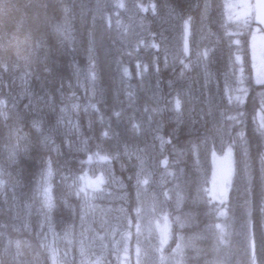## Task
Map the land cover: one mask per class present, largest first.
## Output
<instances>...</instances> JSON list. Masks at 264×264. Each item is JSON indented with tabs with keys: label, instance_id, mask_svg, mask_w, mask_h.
I'll use <instances>...</instances> for the list:
<instances>
[{
	"label": "trees",
	"instance_id": "obj_1",
	"mask_svg": "<svg viewBox=\"0 0 264 264\" xmlns=\"http://www.w3.org/2000/svg\"><path fill=\"white\" fill-rule=\"evenodd\" d=\"M130 1L134 17L147 20L148 48L116 42L96 0H0V264H49V228L61 249L96 223L82 209L77 178L104 151L128 185L133 220L137 158L125 145L156 162L151 187L170 225L157 264H264V82L252 79V13L246 23L229 22L224 0ZM136 63L146 74L136 75ZM239 85L242 94L231 99ZM224 145L234 173L220 215L208 184L210 154Z\"/></svg>",
	"mask_w": 264,
	"mask_h": 264
},
{
	"label": "rangeland",
	"instance_id": "obj_2",
	"mask_svg": "<svg viewBox=\"0 0 264 264\" xmlns=\"http://www.w3.org/2000/svg\"><path fill=\"white\" fill-rule=\"evenodd\" d=\"M96 4L102 10L106 8L105 13H108L110 18L111 35L116 37L117 41L114 38L116 42L122 45H125V42L127 44L141 43L142 47L148 48L150 39L146 31L147 28L140 15L134 17L135 15L132 14L133 3L130 0H96ZM121 5L123 6L121 7ZM229 5L232 7H229ZM243 5H250L251 7L244 8ZM258 5H264V0H253L249 3L248 0H225V12L229 20L230 17L233 20L237 16L243 17L252 13V19L256 22H251L253 29L249 35L253 68L252 78L255 83H261L258 82V79L264 82V76L260 75L261 60L264 59V9L258 7ZM148 7L150 8L151 4ZM242 13L246 14L241 15ZM122 32L125 33L127 41L124 40ZM172 43L174 42L171 39ZM141 54L143 55V53ZM138 65L140 67H136V75L138 76L139 70L141 74H146V71L143 70L146 65ZM150 81L151 79H146L144 85L152 86L155 84H151ZM85 83L83 81L84 86H86ZM90 86L91 81L89 87L86 86V88L90 90ZM242 89L243 87L240 85L236 90L233 89L231 99L241 95ZM86 104L84 109L87 107ZM125 117H128V115ZM261 117L262 115L259 114L258 118ZM126 120L128 121V118ZM147 124L146 126H149ZM147 132L150 133L149 128ZM125 148L128 152L134 153L137 158L136 173L134 178L130 179L131 184L134 185L132 188L137 190V195L130 202L135 218L132 220L131 217L127 216L128 209L126 205H129L127 202L129 197L128 185L123 184L122 178H118V175L109 169L108 160L110 156L105 151L98 154V158L91 159L89 168L77 178L82 209L88 218H93L96 223L87 222L79 227L74 235L72 233L67 244L61 249L55 243L56 236L53 229L49 228L42 237L48 251L49 264H157L159 252L164 245V243L161 244L160 227L164 226L166 215L159 198L151 187L153 178H150V175L156 169V162L151 160L144 148L139 146L127 147L126 145ZM229 153L230 155H226ZM102 157H107V159H102ZM210 164L209 199L218 207L219 214L223 215L233 173L231 146L224 145L220 150L211 152ZM229 169L230 177L227 184H225L224 178ZM98 177H102L104 182L98 190L93 191L88 187V184L96 181ZM144 180L148 181L147 184L143 183ZM45 188L49 189L47 181ZM82 188L84 191H81ZM46 200L48 201L47 198ZM84 219L87 220V218ZM167 225L169 237L170 225L168 220Z\"/></svg>",
	"mask_w": 264,
	"mask_h": 264
},
{
	"label": "bare ground",
	"instance_id": "obj_3",
	"mask_svg": "<svg viewBox=\"0 0 264 264\" xmlns=\"http://www.w3.org/2000/svg\"><path fill=\"white\" fill-rule=\"evenodd\" d=\"M137 1V0H136ZM141 1V0H140ZM75 2V1H74ZM87 2V1H86ZM138 2V1H137ZM142 2V1H141ZM93 4H95V3H93ZM160 4V3H159ZM109 5H111V4H109ZM111 7H112V5H111ZM100 8V7H99ZM107 8H109V7H107ZM146 8V7H145ZM101 9V8H100ZM149 9V8H148ZM173 9H175V8H173ZM90 10H91V8H90ZM118 10V9H117ZM137 10V9H136ZM103 12H106L107 10H106V8L104 9V10H102ZM120 11V10H119ZM97 12V11H96ZM139 12V11H138ZM158 12V11H157ZM181 12V11H180ZM146 13V12H145ZM90 14H91V12H90ZM100 14V13H99ZM98 14V15H99ZM105 14V13H104ZM137 15H138V13H137ZM160 15V14H159ZM91 16V15H90ZM106 16V15H105ZM156 16V15H155ZM123 17V16H122ZM126 17V16H125ZM128 17V16H127ZM133 17V16H132ZM190 17V16H189ZM101 18V17H100ZM103 18H105V17H102L101 19H103ZM94 19V18H93ZM92 19V20H93ZM141 19V18H140ZM142 20H143V22H146L147 20L146 19H143L142 18ZM146 20V21H145ZM149 20V19H148ZM160 20V19H159ZM95 21V20H94ZM105 21V20H104ZM103 21V22H104ZM117 21V20H116ZM136 21V20H135ZM155 21H157V19L155 20ZM95 22H97V21H95ZM105 23V22H104ZM134 23V22H133ZM154 23V22H153ZM157 23V22H156ZM159 23V22H158ZM166 23V22H165ZM94 24V23H93ZM113 24V23H112ZM116 24V23H115ZM97 25V24H96ZM150 25V24H149ZM154 25V24H153ZM117 26V25H116ZM124 26V25H123ZM146 26V28H147V25H145ZM155 26V25H154ZM159 26V25H158ZM108 27H110V26H108ZM177 28V27H176ZM96 29V28H95ZM119 29V28H118ZM144 29V28H143ZM152 29V28H151ZM156 29V28H155ZM174 29V28H173ZM107 30V29H106ZM113 30V29H112ZM121 30H122V28H121ZM131 30V29H130ZM96 31V30H95ZM128 31V30H127ZM146 31L148 32V28L146 29ZM119 32V31H118ZM93 33V32H92ZM123 33V32H122ZM127 33H129V32H127ZM61 34V33H60ZM59 34V35H60ZM64 34V33H63ZM66 34V33H65ZM107 34H108V31H107ZM144 34V33H143ZM91 35V34H90ZM119 35V34H118ZM148 35H149V33H148ZM66 36V35H65ZM94 36V35H93ZM113 36V35H112ZM122 36H124V34L122 35ZM145 36V35H144ZM170 36V35H169ZM69 37V36H68ZM92 37V36H91ZM141 37V36H140ZM182 37V36H181ZM60 38H61V36H60ZM115 39H116V37H114ZM113 38V39H114ZM125 38H126V36H125ZM124 38V39H125ZM175 38V37H174ZM178 38V37H177ZM70 39V38H69ZM91 39V38H90ZM113 39H111V40H113ZM114 39V40H115ZM139 39H141V38H139ZM149 39L151 40V38H150V36H149ZM148 39V40H149ZM70 40H72V39H70ZM94 40V39H93ZM126 40V39H125ZM137 40V39H136ZM66 41V40H65ZM116 41H117V39H116ZM127 41V40H126ZM165 41V40H164ZM72 42V41H71ZM92 42V41H91ZM122 42H123V40H122ZM136 42V41H135ZM148 42V41H147ZM151 42V41H150ZM167 42V41H166ZM176 42V41H175ZM114 43V42H113ZM146 43V42H145ZM7 44V43H6ZM67 44H68V42H67ZM125 44H127V43H125ZM129 44H131V43H129ZM132 44H134V43H132ZM131 44V45H132ZM174 44V43H173ZM79 45V44H78ZM82 45V44H81ZM93 45H94V42H93ZM119 45V44H118ZM122 45V44H121ZM170 45V44H169ZM177 45V44H176ZM72 46H73V44H72ZM139 46V45H138ZM162 46V45H161ZM175 46V45H174ZM173 46V47H174ZM75 47V46H74ZM116 47V46H115ZM166 47V46H165ZM169 47V46H168ZM168 47H166V48H168ZM79 48H81V47H78V51H79ZM178 48V47H177ZM118 49V48H117ZM122 49H124V48H122ZM13 50V49H12ZM75 50H77V49H75ZM89 51L88 52H92V51H94V48H92L91 46L89 47V49H88ZM73 51V50H72ZM119 51H120V49H119ZM178 51V50H177ZM74 52V51H73ZM79 52H81V50L79 51ZM163 52H164V50H163ZM170 52H171V50H170ZM78 53V52H77ZM81 54V53H80ZM148 54V53H147ZM173 54V53H172ZM87 55V57H88V59H90L91 60V53H88V54H86ZM117 55H118V53H117ZM140 55V54H139ZM145 55V54H144ZM171 54H169V56H170ZM180 55V54H179ZM178 55V56H179ZM80 56V55H79ZM143 56V55H142ZM144 57V56H143ZM147 57H149V55L147 56ZM99 58V57H98ZM87 59V60H88ZM150 59V58H149ZM20 60V59H19ZM89 60V61H90ZM93 60V59H92ZM171 60V59H170ZM177 60V59H176ZM88 61V62H89ZM94 61H96V60H94ZM115 61V60H114ZM118 61V60H117ZM143 61V60H142ZM11 62V61H10ZM15 62V61H14ZM87 62V61H86ZM87 62V63H88ZM144 62V61H143ZM12 63V62H11ZM26 63V62H25ZM91 63V62H90ZM95 63V62H94ZM115 63H117V62H115ZM27 64V63H26ZM29 64V63H28ZM119 64H120V62H119ZM118 64V65H119ZM173 64V63H172ZM116 65V64H115ZM9 67V66H8ZM12 67V66H11ZM88 67V66H87ZM89 67H90V65H89ZM94 67V66H93ZM18 68V67H17ZM26 68V67H25ZM22 69V68H21ZM32 69V68H31ZM91 68H89V70H90ZM94 70V69H93ZM117 70V69H116ZM115 69L113 70V71H116ZM182 70H184V69H182ZM181 70V71H182ZM95 71V70H94ZM96 71H97V69H96ZM169 71H171V70H169ZM197 71V70H196ZM176 72V71H175ZM8 73V72H7ZM116 73V72H115ZM120 73V72H119ZM168 73V72H167ZM186 73V72H185ZM73 74V73H72ZM188 74V73H187ZM1 75V74H0ZM31 75V74H30ZM78 75V74H77ZM97 75H99V74H97ZM115 75V74H114ZM169 75V74H168ZM172 75V74H171ZM192 75V74H191ZM206 75V74H205ZM15 76V75H14ZM62 76V75H61ZM73 76V75H72ZM84 76H91V74H88V72H86L85 73V75ZM93 76V75H92ZM112 76H113V74H112ZM149 76V75H148ZM4 77V76H3ZM18 77V76H17ZM69 77V76H68ZM195 77V76H194ZM213 77V76H212ZM65 78V77H64ZM67 78V77H66ZM173 78V77H172ZM72 79V78H71ZM168 79V78H167ZM169 79H170V77H169ZM197 79V78H196ZM235 79V78H234ZM62 80V79H61ZM67 80V79H66ZM80 80V79H79ZM88 80V79H87ZM116 80V79H115ZM117 80H119V78L117 79ZM155 80V79H154ZM202 80V79H201ZM14 81H16V80H14ZM76 81V80H75ZM112 81H113V79H112ZM122 81V80H121ZM159 81V80H158ZM77 82V81H76ZM95 82H97V80H95ZM120 82V81H119ZM123 82V81H122ZM144 82V81H143ZM168 83H169V81H167ZM64 83V82H63ZM100 83V82H99ZM113 83H114V81H113ZM113 83H112V85H113ZM162 83V82H161ZM219 83V82H218ZM67 84V83H66ZM98 84V83H97ZM141 84V83H140ZM139 84V85H140ZM144 84H145V82H144ZM143 84V85H144ZM194 84V83H193ZM94 85H96L95 83H94ZM154 85V84H153ZM71 86V85H70ZM99 86V85H98ZM97 86V87H98ZM116 86H118L119 87V85L118 84H116ZM30 87V86H29ZM86 87V86H85ZM89 87V86H88ZM113 87H115V85L113 86ZM121 87V86H120ZM120 87H119V90H120ZM67 88V87H66ZM73 88V87H72ZM83 88V87H82ZM94 88V87H93ZM71 89V88H70ZM127 89V88H126ZM75 90V89H74ZM86 90V89H85ZM111 90V89H110ZM70 91V90H69ZM95 91H96V89H95ZM100 91V90H99ZM112 91V90H111ZM33 92V91H32ZM55 92V91H54ZM113 92V91H112ZM121 92V91H120ZM200 92V91H199ZM49 93V92H48ZM51 93V92H50ZM109 93V92H108ZM115 93V92H114ZM248 93V92H247ZM13 94V93H12ZM18 94V93H17ZM60 94V93H59ZM73 94V93H72ZM92 94V93H91ZM115 94H117V93H115ZM119 94V93H118ZM97 95H98V93H97ZM112 96V94H109V96ZM208 95V94H207ZM12 96V95H11ZM32 96V95H31ZM56 96V95H55ZM64 96V95H63ZM69 96V95H68ZM88 96V95H87ZM200 96V95H199ZM248 96V95H247ZM61 97V96H60ZM72 97V96H71ZM83 97H85L84 99H86L87 97H86V93H84L83 94ZM92 97V96H91ZM18 98V97H17ZM69 98V97H68ZM82 98V97H81ZM89 98V97H88ZM116 98V97H115ZM19 99V98H18ZM95 99V98H94ZM122 99V98H121ZM163 99V98H162ZM4 100V99H3ZM8 100V99H7ZM12 100V99H11ZM32 100V99H31ZM80 100V99H79ZM99 100V99H98ZM5 101V100H4ZM52 101V100H51ZM61 101V100H60ZM59 101V102H60ZM70 101V100H69ZM96 101V100H95ZM18 102V101H17ZM65 102V101H64ZM98 102V101H97ZM110 102V101H109ZM152 102V101H151ZM215 102V101H214ZM6 103V102H5ZM12 103V102H11ZM78 103V102H77ZM81 103V102H80ZM96 103V102H95ZM104 103H106L105 101H104ZM8 104V103H7ZM61 104V103H60ZM82 104H83V102H82ZM81 104V105H82ZM88 104V103H87ZM112 104V103H111ZM114 104H115V102H114ZM55 105V104H54ZM58 105V104H57ZM80 105V106H81ZM85 105V104H84ZM102 105V104H101ZM105 105H107V103L105 104ZM159 105V104H158ZM64 106V105H63ZM88 106V105H87ZM100 106V105H99ZM56 108V107H55ZM109 108H111V107H109ZM153 108V107H152ZM155 108H157L156 106H155ZM191 108V107H190ZM98 109V108H97ZM105 109V108H104ZM108 109V108H107ZM113 109V108H112ZM149 109V108H148ZM223 109V108H222ZM229 109V108H228ZM251 109V108H250ZM52 110V109H51ZM92 110H94V109H92ZM111 110V109H110ZM109 110V111H110ZM101 111H104V110H101ZM108 111V110H107ZM115 111V110H114ZM214 111V110H213ZM246 111V110H245ZM9 112V111H8ZM93 112V111H92ZM97 112V111H96ZM158 112V111H157ZM212 112V111H211ZM242 112V111H241ZM39 113V112H38ZM37 113V114H38ZM88 113V112H87ZM93 113H95V112H93ZM113 113V112H112ZM118 113H120V112H118ZM145 113V112H144ZM147 113V112H146ZM154 113V112H153ZM207 113V112H206ZM102 114H103V112H102ZM106 114V113H105ZM104 114V115H105ZM108 114V113H107ZM148 114V113H147ZM221 114V113H220ZM224 114V113H223ZM97 115V114H96ZM246 115V114H245ZM30 116V115H29ZM89 116V115H88ZM154 116V115H153ZM163 116V115H162ZM99 117V116H98ZM35 118V117H34ZM121 118V117H120ZM178 118V117H177ZM224 118V117H223ZM240 118V117H239ZM110 119H111V117H110ZM165 119V118H164ZM28 120V119H27ZM38 120V119H37ZM40 120V119H39ZM38 120V121H39ZM115 120V119H114ZM154 121H155V119H153ZM158 120V119H157ZM98 121H99V118H98ZM101 121V120H100ZM104 121V120H103ZM164 121V120H163ZM47 122V121H46ZM112 122V121H111ZM118 122V121H117ZM158 122V121H157ZM124 123V122H123ZM151 123V122H150ZM210 123V122H209ZM113 124V123H112ZM115 124V123H114ZM122 124V123H121ZM149 124V123H148ZM147 124V125H148ZM163 124V123H162ZM161 124V125H162ZM217 124V123H216ZM106 125V124H105ZM123 125V124H122ZM124 125H125V123H124ZM107 126V125H106ZM128 126H129V124H128ZM96 127V126H95ZM113 127V126H112ZM122 127H125V126H122ZM130 127V126H129ZM149 127V126H148ZM106 128V127H105ZM153 128V127H152ZM115 129V128H114ZM117 129V128H116ZM119 129V128H118ZM125 129V128H124ZM129 129V128H128ZM28 130V129H27ZM51 130V129H50ZM60 130V129H59ZM70 130V129H69ZM103 130V129H102ZM120 130H121V126H120ZM162 130V129H161ZM116 131V130H115ZM125 131V130H124ZM24 132V131H23ZM119 132H121V131H119ZM159 132V131H158ZM242 132V131H241ZM50 133V132H49ZM56 133V132H55ZM58 133V132H57ZM108 133H109V131H108ZM113 133V132H112ZM118 133V132H117ZM123 133V132H122ZM125 133V132H124ZM132 133V132H131ZM151 133V132H150ZM150 133H149V135H150ZM157 133V132H156ZM48 134V133H47ZM121 134V133H120ZM8 135V134H7ZM50 135H51V133H50ZM54 135V134H53ZM65 135V134H64ZM152 135V134H151ZM158 135H160V133L159 134H157V136ZM4 136V135H3ZM132 136V135H131ZM162 136V135H161ZM189 136V135H188ZM214 136V135H213ZM256 136V135H255ZM254 136V137H255ZM59 137V136H58ZM123 137V136H122ZM130 137V136H129ZM206 137V136H205ZM222 137V136H221ZM11 138V137H10ZM49 138V137H48ZM114 138H116V136L114 137ZM124 138H126V134L124 135ZM182 138V137H181ZM229 138V137H228ZM252 138V137H251ZM147 139V138H146ZM154 139V138H153ZM153 139H152V142H153ZM163 139V138H162ZM47 140V139H46ZM112 140V139H111ZM116 140H118L117 138H116ZM122 140V139H121ZM126 139H124V141H125ZM199 140V139H198ZM10 141V140H9ZM146 141V140H145ZM148 141V140H147ZM56 142V141H55ZM110 142H113V141H110ZM122 142V141H121ZM150 142V141H149ZM159 142H160V140H159ZM164 142V141H163ZM3 143H4V141H3ZM114 143V142H113ZM113 143H111V144H113ZM116 143V145L118 144L117 142H115ZM114 143V144H115ZM123 143V142H122ZM183 143V142H182ZM195 144V143H194ZM250 144V143H249ZM119 145V144H118ZM145 145V144H144ZM162 145H163V143H162ZM187 145V144H186ZM113 146V145H112ZM159 146H161V145H159ZM209 146V145H208ZM8 147V146H7ZM116 147V146H115ZM201 147V146H200ZM117 148V147H116ZM204 148V147H203ZM118 149H120V148H118ZM181 149H183V148H181ZM114 150H115V148H114ZM124 150V149H123ZM113 151V150H112ZM120 151V150H119ZM113 153V152H112ZM176 153V152H175ZM182 154V153H181ZM116 155V154H115ZM115 157V156H114ZM204 157V156H203ZM116 158V157H115ZM120 159V158H119ZM125 161V160H124ZM134 162V161H133ZM195 163V162H194ZM150 166V165H149ZM128 168V167H127ZM126 168V169H127ZM134 168V167H133ZM133 170V169H132ZM131 170V171H132ZM125 171H127V170H125ZM136 171V170H135ZM237 171V170H236ZM128 172V171H127ZM130 172V171H129ZM233 172V171H232ZM157 173V172H156ZM234 173V172H233ZM127 174V173H126ZM129 174V173H128ZM155 174V173H154ZM108 175V174H107ZM234 176V175H233ZM109 177V176H108ZM131 177V176H130ZM130 179V178H129ZM161 195V194H160ZM136 204V203H135ZM122 206V205H121ZM167 208V207H166ZM138 211V210H137ZM171 211V210H170ZM174 211V210H173ZM182 211V210H181ZM185 211V210H184ZM165 213V212H164ZM177 214V213H176ZM180 214H182V213H180ZM87 215V214H86ZM181 217V216H180ZM140 219V218H139ZM143 219H144V217H143ZM200 220V219H199ZM179 222V221H178ZM205 222V221H204ZM144 223V222H143ZM200 223V222H199ZM195 224V223H194ZM17 225V224H16ZM199 225V224H198ZM30 226V225H29ZM21 227V226H20ZM26 228V227H25ZM93 228V227H92ZM95 228V227H94ZM194 229V228H193ZM95 230V229H94ZM196 230H199V229H197L196 228ZM23 231V230H22ZM193 232V231H192ZM204 232V231H203ZM202 232V233H203ZM183 233H186V232H183ZM199 233V232H198ZM192 235V234H191ZM197 235V234H196ZM207 235H208V233H207ZM207 235H206V237H207ZM33 236V235H32ZM203 236H205V235H203ZM239 237V236H238ZM30 238V237H29ZM205 239V238H204ZM189 240H190V238H189ZM204 242V241H203ZM207 243V242H206ZM200 244V243H199ZM263 244V243H262ZM214 246V245H213ZM127 250V249H126ZM149 250V249H148ZM207 252V251H206ZM158 254V253H157ZM196 254H198V253H196ZM201 254V253H200ZM207 255V254H206ZM193 256V255H192ZM200 258V257H199ZM194 259V258H193Z\"/></svg>",
	"mask_w": 264,
	"mask_h": 264
},
{
	"label": "snow or ice",
	"instance_id": "obj_4",
	"mask_svg": "<svg viewBox=\"0 0 264 264\" xmlns=\"http://www.w3.org/2000/svg\"><path fill=\"white\" fill-rule=\"evenodd\" d=\"M122 6H123V5H121V7H122ZM229 7H232V6L229 5ZM242 7H244V8H249V7H251V6H250V5H243ZM258 7L264 9V5H258ZM245 14H246V13H242L241 15H245ZM231 18H232V17H230V19H231ZM236 18L239 19L240 16H237ZM237 59H239V57H237ZM260 75H261V76H264V59L261 60ZM258 82H262V81H261L260 79H258ZM237 99H239V97H238ZM177 107H179V101H177ZM35 126H36V127H39L38 124H36ZM133 127L136 128L137 130H139V129H138V125H133ZM104 135H107V133H104ZM226 155H230V153H229V154H226ZM102 159H107V157H102ZM229 177H230V169H229L228 173L225 175V178H224L225 184H227ZM103 182H104V181H103V178H102V177H98V178L96 179V181H94V182H89L88 187L91 188L93 191H95V190H98V189H99L100 185L103 184ZM147 182H148L147 180H144V181H143V183H145V184H147ZM0 183H2V182H0ZM81 191H84V189L82 188ZM48 193H49V189L45 188V189H44V195H45V197H46L47 199H49V205L51 206V204H50V197L48 196ZM158 227H159V225H158ZM160 235H161V244H163V243L166 242V240H167V238H168V225H167V218H165V224H164V226H163V227H160ZM18 246H19V245L17 244V247H18ZM178 247H179V246H178ZM138 251H139V250H138Z\"/></svg>",
	"mask_w": 264,
	"mask_h": 264
}]
</instances>
